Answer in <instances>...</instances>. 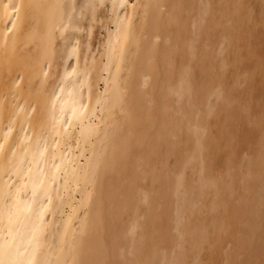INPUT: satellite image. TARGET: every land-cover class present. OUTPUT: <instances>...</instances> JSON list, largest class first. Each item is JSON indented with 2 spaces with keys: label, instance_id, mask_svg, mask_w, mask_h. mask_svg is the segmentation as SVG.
Wrapping results in <instances>:
<instances>
[{
  "label": "bare ground",
  "instance_id": "1",
  "mask_svg": "<svg viewBox=\"0 0 264 264\" xmlns=\"http://www.w3.org/2000/svg\"><path fill=\"white\" fill-rule=\"evenodd\" d=\"M0 264H264V0H0Z\"/></svg>",
  "mask_w": 264,
  "mask_h": 264
}]
</instances>
